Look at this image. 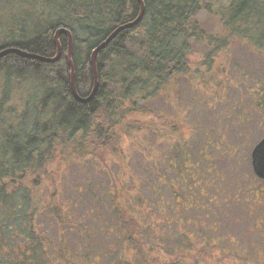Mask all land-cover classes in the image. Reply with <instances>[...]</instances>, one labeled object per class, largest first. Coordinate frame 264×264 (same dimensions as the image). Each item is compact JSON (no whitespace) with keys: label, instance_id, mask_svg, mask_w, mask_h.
Wrapping results in <instances>:
<instances>
[{"label":"trees","instance_id":"1","mask_svg":"<svg viewBox=\"0 0 264 264\" xmlns=\"http://www.w3.org/2000/svg\"><path fill=\"white\" fill-rule=\"evenodd\" d=\"M144 1L142 19L120 31L98 53L99 86L88 102H80L72 92L66 35L60 36L63 51L55 62L18 53L0 58V264H159L155 256L150 257L160 241L165 243L172 236L163 228L167 220L161 221L166 207L175 217L180 215L177 187L172 185L176 178L169 176L175 173L176 155L159 179L150 183L156 209L162 214L155 222L138 218L133 207L122 205L118 194L111 210L115 223L101 220L99 204L88 197L91 194L88 210L75 216L56 202L43 207L39 193L45 180H58L48 170L54 161L59 160L60 166L75 156L97 158L123 147L125 137L146 124L134 119L149 113L146 102L172 80L190 73L192 42L210 37L200 14L213 0ZM229 1L232 14L221 18L231 34L237 33L264 53V37L256 39L250 27L257 16L264 17V0ZM140 9L138 0H0V49L16 46L54 57L58 54L55 31L70 28L76 87L84 99L94 88L93 50L115 29L134 21ZM216 40L220 42L216 48L224 46L225 41ZM180 154L183 160L186 154ZM216 155L201 157H212L216 163ZM219 172L216 163L212 174ZM221 177L215 176L213 185ZM162 184L174 203L163 197ZM56 196L54 191L51 198ZM97 220L99 227L93 224ZM104 223L111 230L106 237ZM148 224L153 230L143 229ZM171 249L179 258L164 264H185L180 243Z\"/></svg>","mask_w":264,"mask_h":264},{"label":"rangeland","instance_id":"2","mask_svg":"<svg viewBox=\"0 0 264 264\" xmlns=\"http://www.w3.org/2000/svg\"><path fill=\"white\" fill-rule=\"evenodd\" d=\"M229 3V0H213L203 9L201 25L215 40L209 42L207 37L192 42L190 73L172 80L160 94L146 102L149 113L134 118L146 124L140 130H132L125 137L123 147L108 150L97 158L85 154L60 166L59 160L49 166V173L56 174L58 180H45L39 189L43 207L48 204L53 207L56 202L77 216L88 210L87 196L91 194L88 197L99 204L101 220L117 223L111 210L115 209L113 199L118 194L122 205L133 207L138 218L155 222L162 214L156 209L158 203L153 199L150 183L159 179L158 174L174 155L186 149L202 168L185 156L180 187H187L188 191L192 188L197 194L195 198L175 197L185 223L175 217L171 207H166L161 221L167 220L163 228L172 236L165 243L160 241L150 258L155 256L159 264L177 260L179 255L171 248L179 242L185 264H264V185L252 177L250 147L240 152L233 147L247 142L248 131L237 126L239 107L245 112H257L264 103V53L237 33L231 34L232 30L221 18L222 14L228 17L232 14ZM250 27L256 39L264 37V17L257 16ZM217 38L222 43L225 41L223 47L216 48L220 45ZM1 82L0 77V91ZM263 125L264 122L260 127L257 125L248 142L256 143L264 132ZM217 129L225 134L223 151L216 155L220 172L215 176L217 179L222 176V181L216 182L217 189L209 187L208 195L206 181L208 176L215 178L212 172L216 171V163L212 157L205 158L206 163L195 148L196 143L204 142L200 137L206 140L202 132L215 134ZM207 138L212 137L207 135ZM218 149L220 142L212 147L213 152ZM169 176L175 177V173ZM175 183L172 180L174 187ZM161 187L165 200L174 203L168 188ZM54 191L55 199L51 198ZM75 202L78 204L74 205ZM99 222L83 225L93 223L99 227ZM104 224L106 237L111 230ZM144 228L153 230L150 224Z\"/></svg>","mask_w":264,"mask_h":264},{"label":"flooded vegetation","instance_id":"3","mask_svg":"<svg viewBox=\"0 0 264 264\" xmlns=\"http://www.w3.org/2000/svg\"><path fill=\"white\" fill-rule=\"evenodd\" d=\"M239 106H240V103H239ZM260 106H261V109L258 110L257 112H255V111L254 112H251V111L249 112V110L245 112V111H242L241 107H239V112L236 115L239 118L238 122H237V124H238L237 126H238L239 129H241L243 131H248V133L245 135V139L247 140V142L245 141V143H242V144L240 143V146H233V147H235V151L236 152H238V151L240 152V151L244 150L246 147L247 148L250 147V150H251L250 162H251L252 173H253L252 177H253V179L255 180L256 183L260 182V183H262L264 185V132H263L262 136L259 137V139H257L256 143H252V140L250 142H248V139H251L250 138L251 134L252 133H256L255 131H257V130H255V129H257V125H259V127H260L261 124L264 122V103L262 102ZM262 128H263V131H264V127H262ZM202 133H204L206 135L205 136L206 140H205V138L200 137V140L204 139V142L200 143V144L196 143L198 145V147L195 148V150H197V153L200 156L202 154L203 155H205V154L207 155V154L212 153L213 152V150H212L213 144H216L217 142H220L221 149H218V150L214 151V153L218 154V152H222L223 151L222 147H223V145H225L224 144L225 142L223 141V138L225 137V134L222 131V129H217V132L215 134L208 133V131L202 132ZM218 134L222 135V136L218 137ZM207 135L209 137H212V138L208 139ZM206 146H207V150H205ZM189 147H190V145H189ZM228 147H231V145H229ZM180 153L186 154V156H188L191 160H192V156H193L192 155L193 153H190L186 149H185V151L181 150L179 153L176 154L177 159L175 161V165H176V168H175V178H176L175 179V181H176L175 187H177V188H176L175 196L176 197L178 196V198H181V199L187 198V196L190 197V198H193L197 194V192H193L194 189L191 188V191H188V190H186L187 187H185L186 189L183 188V187H180V184H181L180 179L182 177L181 176V172H182L183 161H184V160H181V158H180L181 154ZM244 158H245V156H244ZM244 158L242 157V159H241L242 162L244 161ZM204 159L205 158H203V160ZM194 163H196V164L198 163L199 164L198 161L194 162ZM199 167H201L200 164H199ZM208 167L210 168L209 164H208L207 168ZM262 173H263V175H262ZM206 186H207V188L205 189V193L209 195V193H211V191L209 190V187H212V188L215 187V185H213L212 176H208V179L206 181ZM249 194H250V192H249ZM186 211H188V210H186ZM178 220L181 223H185V221H186L184 219L183 215H181V214L178 216ZM188 220L191 221L192 219H188Z\"/></svg>","mask_w":264,"mask_h":264},{"label":"water","instance_id":"4","mask_svg":"<svg viewBox=\"0 0 264 264\" xmlns=\"http://www.w3.org/2000/svg\"><path fill=\"white\" fill-rule=\"evenodd\" d=\"M140 1V4H141V9H140V14L139 16L132 22H128V23H125V25L123 26H120L119 28L115 29L114 32H112L110 34V36L105 39L101 44H99L98 46H96V48L93 50L92 52V55H91V68L93 69V80L95 81L94 82V88H93V92L86 98H81L79 96V92H77V87H76V81H75V73H76V70H75V66H74V59H73V51H74V48H73V43H74V37H73V32L70 28H67V27H59L56 31H55V34H54V37H55V40H56V44H57V48H58V54L54 57H44V56H41L39 54H33V53H30L28 51H25V50H22L18 47H4V48H1L0 49V58L3 57L4 55L6 54H9V53H18L20 54L21 56L23 57H29V58H33V59H36V60H42L44 62H55L58 60V58L60 57V55L62 54V51H63V48L61 46V43H60V36L62 34L66 35L68 38H69V52H68V55H67V59L69 61V65H70V69L72 70V74H71V81H72V92L74 93V96L76 97L77 100H79L80 102H88L90 101L95 93H96V90L99 86V69H97V55L98 53L103 50V48L106 47V45L108 43H110L115 36H117V34L122 31V30H125V28H131V27H134L137 22H139L142 17L144 16L145 14V1L144 0H138ZM263 175V173H262Z\"/></svg>","mask_w":264,"mask_h":264}]
</instances>
